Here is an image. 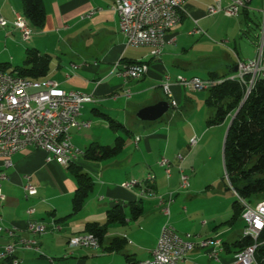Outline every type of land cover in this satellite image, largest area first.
Returning a JSON list of instances; mask_svg holds the SVG:
<instances>
[{"label":"crops","instance_id":"0c3cea01","mask_svg":"<svg viewBox=\"0 0 264 264\" xmlns=\"http://www.w3.org/2000/svg\"><path fill=\"white\" fill-rule=\"evenodd\" d=\"M114 2L43 0L47 15L45 26L40 30L32 27L31 39L24 42L12 25L17 15H23L22 0H0V14L10 23L0 30V63L10 65L7 72L19 66L18 58L24 60L28 49L50 55L51 69L43 79L58 82L66 91L94 96L95 102L85 105L80 118L90 126L71 131L73 145L85 153L92 146L114 147L119 137L125 141L120 153L112 158L89 161L81 155L72 163L92 178L94 187L84 208L71 217L68 216L72 213L78 184L69 166L54 160L47 162V153L32 147L15 154L10 167L0 158V171L7 175V180L0 181L5 197L0 199L1 225L15 230L13 238L0 233V251L10 243L21 245L22 241H36L41 250L39 254L42 257L48 254L51 258L46 259L59 264H113L120 256H125L127 264L150 259L156 245L144 260L130 257L127 251V245L133 244L131 236L136 235L142 223L140 219L162 208L156 199L144 197L142 189L150 186L165 197L174 194L172 206L181 192L177 169L180 163L176 157L182 155V168L191 175V187L183 191L181 200L187 202L196 216L208 214L210 218V223H202L207 229L199 227L194 233H186L192 234L196 243L209 239L222 242L218 260L210 256L213 247L197 248L188 255L186 264H235L238 251L235 243L243 238L246 224L243 218L238 223H229L235 196L227 190L225 176L223 180L220 176L225 174V140L235 115H229L219 125L209 126L215 110L206 104L208 98L194 102L189 93L197 92L173 83L172 98L168 99L162 82L166 73L173 81L178 77L222 79L235 73L238 59H254L264 41V0H250L235 17L207 14L210 6L220 3L226 7L232 0H188L180 10L179 26L166 35L169 43L159 58L151 56L150 47L126 45L119 14L111 8ZM130 62L147 63L148 74L125 82L118 70ZM127 91H130L129 97L125 94ZM171 100L176 102V107L171 106ZM161 101L170 104L169 114L155 122L137 118L140 110ZM103 115L124 129H112ZM193 138H197L198 143L191 149ZM163 157L174 163L170 178L159 164ZM150 173L154 175L151 180L154 182L144 184ZM25 176H31L38 190L34 197H26ZM132 180L138 181L137 187L124 188V184ZM134 204L143 210L137 220L132 218ZM117 207L127 219L122 224L108 226L99 248L69 247L72 237L86 234L88 223L105 225L108 213ZM32 208L35 213L29 215L28 210ZM184 220L186 218H181ZM31 222L46 225L48 232L42 236L33 234L28 227ZM53 224L60 229H53ZM175 226L178 227V223L172 227L179 233ZM115 239L121 245L118 250L111 248ZM37 257L38 253L26 249H18L15 254L19 264H43ZM0 264L9 263L0 261Z\"/></svg>","mask_w":264,"mask_h":264},{"label":"built area","instance_id":"2783aa9c","mask_svg":"<svg viewBox=\"0 0 264 264\" xmlns=\"http://www.w3.org/2000/svg\"><path fill=\"white\" fill-rule=\"evenodd\" d=\"M188 0H115L112 10L116 11L120 17V31L125 38L127 46L150 47L151 56L159 58L168 42L167 33L176 29L182 18L181 12L177 11V3H186ZM250 0H232L224 7L220 3L212 5L208 9V15L224 14L227 17L237 16L241 9L247 6ZM93 12L88 16H92ZM10 23L0 14V30L8 27ZM12 25L21 33L24 42L31 39L33 29L28 25L24 15H17ZM196 33L201 30H195ZM74 67H78L74 65ZM118 67V65H117ZM237 71L228 77L220 80H203L200 78L187 79L178 77L175 81L166 73L163 77L162 88L168 99L172 98L171 86L173 83L194 92L210 90L215 83L225 81L238 83L244 88L245 94L243 102L251 94L259 78L264 77V41L262 40L258 53L254 59L239 60L236 64ZM147 63L123 66L118 70V75L125 82L139 80L149 72ZM16 76L0 70V158L5 159L6 166H12L11 158L27 148H36L47 153V162L57 161L62 166L68 167L84 152L77 149L72 143L73 129H81L90 126L89 122L80 120L86 104L95 102L94 96L79 91H66L54 80L47 79V86H30V79L27 85L16 83ZM128 97L130 91L125 93ZM171 106L176 107V102L171 100ZM54 137H61V144H54ZM198 143L197 138L190 141V148H194ZM179 161L177 166L181 191H188L191 187V175L182 168L184 157L177 155ZM159 164L164 169L168 178L172 175L174 163L172 160L163 157ZM153 174H148L149 180ZM227 178V176L225 175ZM228 179V178H227ZM7 180V175L0 171V181ZM23 186L26 197H34L38 190L32 184L31 176H25ZM133 181V180H132ZM132 181L126 182L124 188L130 190ZM143 196L154 198L159 205H163V212L170 214V206L173 202V195H158L152 187L142 189ZM236 196L237 193L234 191ZM168 197V198H167ZM0 199L4 200L0 190ZM245 205L243 220L245 229L243 234H250L253 245L243 251L236 253L235 264H254L256 261V251L259 245V237L264 230V200L255 206ZM35 210L29 209L28 214L32 215ZM30 231L35 234L45 235L48 232L46 225L37 222L29 223ZM53 229H60L53 224ZM5 232L10 238L15 234L14 229L5 228L1 225L0 233ZM71 248H94L100 247L99 240L85 242L82 234L72 237L69 240ZM213 247L210 256L218 260V255L222 251L220 240H205L200 243L194 241V236L190 233L179 234L170 224L162 227L155 249L150 259L141 261L140 264H186L188 255L197 248ZM18 249L32 250L41 253L40 247H27L10 243L0 251V261L12 258L13 264H19L15 259ZM51 264L56 263L50 259ZM198 264V263H193Z\"/></svg>","mask_w":264,"mask_h":264},{"label":"trees","instance_id":"16d2710c","mask_svg":"<svg viewBox=\"0 0 264 264\" xmlns=\"http://www.w3.org/2000/svg\"><path fill=\"white\" fill-rule=\"evenodd\" d=\"M23 15L29 25L34 29H43L46 22V11L43 0H22ZM52 57L41 55L35 49H28L24 63L16 67L9 73L17 77L38 80L46 78L51 69ZM144 62H130L128 65L141 64ZM0 70L7 72L10 70L9 64H1ZM213 80H220L217 76ZM209 97L206 104L215 110L213 118L208 121L209 126L223 123L229 115H235L228 130L224 146V183L227 190L234 191L235 201L232 206V217L229 223H238L245 211L244 201L248 205L255 206L264 200V77L259 78L254 89L246 101L243 102L244 88L238 83L225 81L209 90ZM114 130H123V126L108 116L103 115ZM124 139L119 137L114 147L92 146L85 153L84 157L89 161H100L109 159L119 154L124 146ZM69 170L75 176L78 188L72 201L71 217L79 213L89 199L94 184L92 178L80 167L71 164ZM153 189V188H152ZM143 210L134 204L132 208V218L137 220ZM67 217V218H68ZM127 216L119 207L108 213V221L105 225L98 223H88L86 233L95 235L102 245L103 238L109 225L114 223H124ZM264 241V230L260 234L259 243ZM253 240L244 237L235 243L238 252L253 245ZM69 244V242H68ZM113 250H118L121 245L115 239L111 243ZM39 254V253H38ZM12 263V258L6 260ZM256 261L264 264V245L261 244L256 251Z\"/></svg>","mask_w":264,"mask_h":264},{"label":"rangeland","instance_id":"374dc122","mask_svg":"<svg viewBox=\"0 0 264 264\" xmlns=\"http://www.w3.org/2000/svg\"><path fill=\"white\" fill-rule=\"evenodd\" d=\"M22 37V36H21ZM231 41L232 38H231ZM234 48V45H232V49ZM231 56H233V53L228 52ZM25 58V57H24ZM20 59V67L23 65V57L18 58ZM9 63V62H8ZM15 67V64L14 66ZM189 96L193 99L194 102H203V99H207L209 96L208 91H202L197 93H189ZM170 113V112H169ZM168 113V114H169ZM217 172V169H216ZM221 179H224L225 174H220ZM154 181H151L150 183H153ZM149 182L146 181L144 184H148ZM149 183V184H150ZM182 194H184L183 191L180 192V196H178L175 200V203L170 206V214H165L163 212V205H159L160 210L156 211L155 213H148L144 217L140 219L142 222L140 226H138V232L136 235L131 236L130 238L133 242L132 245H127V251L130 253V257H134L136 260H144L148 257L149 250L156 245V242L158 241V237L160 235V232L162 230V227L165 224H170L174 227L175 223H178V227L175 226V228L179 231V233H186L187 231H190V233H194L196 229H199V227L204 229H207L205 225L203 226L202 223H210V218H208L207 215H199L196 216L193 214L192 209H190L187 202H184L182 199ZM184 197V196H183ZM148 203V202H146ZM187 209V212H185ZM207 216V217H206ZM243 217V216H242ZM181 218L185 219L184 221H181ZM139 221V220H138ZM134 225H137V221H132ZM200 224V225H199ZM121 227V225H117ZM187 234V233H186ZM129 249V250H128ZM46 257L51 258L50 255L44 254ZM39 257H37L43 264H49V259H46V257H42L41 254H38ZM113 264H127L125 256H120L116 262Z\"/></svg>","mask_w":264,"mask_h":264},{"label":"bare ground","instance_id":"6f19581e","mask_svg":"<svg viewBox=\"0 0 264 264\" xmlns=\"http://www.w3.org/2000/svg\"><path fill=\"white\" fill-rule=\"evenodd\" d=\"M183 4L184 3H177V11L178 12H180ZM27 23H28V21H27ZM28 25H29V23H28ZM16 83L20 84V85H27L28 79L16 76ZM220 84H222V83H215L214 87L217 85H220ZM30 86H38V80H31L30 79ZM40 86H47V79L40 80ZM54 144H61V137H54ZM151 180H153L152 176H150V181ZM148 182H149V180H148ZM137 185H138V181H132V183L130 184V189H134L135 187H137ZM32 233L35 234L34 232H32ZM35 235L42 236L43 234H35ZM243 235L245 238L246 237L250 238V234H243ZM13 237H14V234H13ZM82 240L85 242H94V241L98 240V238L93 234L86 233V234H82ZM24 244L27 247H37L36 241H22L21 245H24Z\"/></svg>","mask_w":264,"mask_h":264},{"label":"water","instance_id":"95a60500","mask_svg":"<svg viewBox=\"0 0 264 264\" xmlns=\"http://www.w3.org/2000/svg\"><path fill=\"white\" fill-rule=\"evenodd\" d=\"M237 71L235 68L234 72ZM171 109L170 104L167 101H161L155 105L148 106L140 110L137 114V118L145 122H155L160 120Z\"/></svg>","mask_w":264,"mask_h":264}]
</instances>
